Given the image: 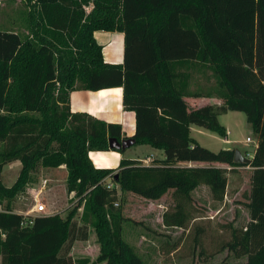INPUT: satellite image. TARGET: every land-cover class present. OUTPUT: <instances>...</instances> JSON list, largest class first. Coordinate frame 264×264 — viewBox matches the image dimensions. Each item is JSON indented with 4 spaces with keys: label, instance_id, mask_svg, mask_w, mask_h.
Segmentation results:
<instances>
[{
    "label": "trees",
    "instance_id": "obj_1",
    "mask_svg": "<svg viewBox=\"0 0 264 264\" xmlns=\"http://www.w3.org/2000/svg\"><path fill=\"white\" fill-rule=\"evenodd\" d=\"M29 1L33 43L0 31L1 263L75 264L69 254L75 242L87 241L88 225L73 222L72 214L27 222L12 212L37 168L65 166L67 193L88 196L101 244L98 260L105 264H144L122 239L116 186L153 201L172 190L174 207L162 215V223L182 229L204 218L192 204L195 189L208 187L211 207L217 209L227 196V174L249 168L248 222L232 230L223 247L245 257L242 264H264V0ZM95 31L123 33L122 65L104 63ZM193 70L210 73L214 83L208 90L188 92L187 72ZM112 88H122V105L134 113L135 145L161 150L164 160L145 166L121 159L116 169L94 166L89 153L112 151L108 140H122V129L71 113L69 95ZM11 94L21 114L15 118L5 114ZM185 98H217L223 104L189 110ZM228 112L243 113L256 139L248 165L234 163V150L214 153L189 136L195 126L227 141L218 117ZM13 162L21 170L8 188L2 171Z\"/></svg>",
    "mask_w": 264,
    "mask_h": 264
},
{
    "label": "rangeland",
    "instance_id": "obj_2",
    "mask_svg": "<svg viewBox=\"0 0 264 264\" xmlns=\"http://www.w3.org/2000/svg\"><path fill=\"white\" fill-rule=\"evenodd\" d=\"M89 12L91 4L84 6ZM33 4L29 0H0V31L17 33L21 40L33 43L30 14ZM14 74H16L14 70ZM197 85L208 90L214 83L209 72H206ZM221 105L223 101L220 102ZM8 118L20 116L18 102L12 94L6 109ZM34 118H40L33 115ZM220 124L230 134L232 144L227 145L217 134L204 131L202 136L192 133L201 147L217 153L221 150H238L245 158L251 159L255 151L256 139L246 123L243 113L228 112L220 116ZM250 139V142H247ZM5 145L0 142V162L4 157ZM148 146L133 145L123 153L124 159H144L149 154ZM214 165V164H213ZM21 170L19 162L5 165L2 171V184L11 187ZM231 170V168H230ZM68 171L65 166L59 168L39 167L31 175L25 191L18 195L13 203L12 212L28 217L27 222L38 216L59 215L66 218L72 214V221L79 226L88 225L87 241L73 244L70 257L75 264H105L99 261L101 244L97 232L92 226L94 215L90 212L88 196L76 197L67 193ZM249 168H236L227 174L228 189L225 204L211 211L212 201L206 194L201 195L198 212L203 219L189 222L185 228H167L162 223V212L159 207L128 191L117 190V201L114 205L122 216L121 236L123 241L142 260L144 264H242L245 257L238 258L226 247L231 241L232 230L243 229L248 222V211L245 207L249 193ZM165 195V194H164ZM167 203V202H165ZM43 205L45 213L38 215L35 207ZM174 206L168 205L172 211ZM3 239V236H0ZM0 264L1 258H0Z\"/></svg>",
    "mask_w": 264,
    "mask_h": 264
},
{
    "label": "crops",
    "instance_id": "obj_3",
    "mask_svg": "<svg viewBox=\"0 0 264 264\" xmlns=\"http://www.w3.org/2000/svg\"><path fill=\"white\" fill-rule=\"evenodd\" d=\"M93 37L96 43L102 48L103 61L110 65H122L123 64V52H124V35L121 32H107V31H95ZM190 74V81L188 85V92L195 93L201 92L203 88L197 85V81L202 79L203 73L197 70L187 72ZM122 88L103 89L96 92L75 90L69 95V106L70 111L73 114H87L94 119L102 121L106 124L118 125L122 129L123 139L133 138L135 132V117L134 113L126 111L122 105ZM185 102L188 105L189 110H196L206 105L220 106L222 100L217 98H185ZM220 116L218 117V121ZM224 127V126H223ZM225 128V127H224ZM226 129V128H225ZM204 129L190 126L189 136L195 142L198 143L197 137H192V133L197 136H202L205 133ZM227 131V129H226ZM209 132V131H208ZM230 134L227 131V141H224L227 145L232 144L230 140ZM199 144V143H198ZM255 144V149H256ZM148 146V145H140ZM149 154L144 156V159H129L137 160L148 166L150 163L155 161H161L165 159L164 153L161 150L154 149L150 146ZM254 149V150H255ZM229 150V149H228ZM233 150V149H231ZM254 152V151H253ZM125 153V152H124ZM89 159L92 161L96 168L101 169H116L119 162L123 158V155L117 152H99L89 153ZM101 161V166H97L94 159ZM101 158V159H100ZM208 163H178L177 167L180 168H224L230 170L229 167H224L218 164ZM206 194L208 201H212L209 188L206 186H200L195 189L191 194L192 204L195 207L203 206L201 203V195ZM227 200V197H225ZM225 200L222 206L225 204ZM167 202V203H165ZM154 207L161 209L162 215L168 211V205L174 206V200L172 199V190L168 191L160 199L151 201ZM218 209V208H217ZM210 211L212 210L209 209ZM216 210V209H214ZM199 219H193L191 222L198 221Z\"/></svg>",
    "mask_w": 264,
    "mask_h": 264
},
{
    "label": "water",
    "instance_id": "obj_4",
    "mask_svg": "<svg viewBox=\"0 0 264 264\" xmlns=\"http://www.w3.org/2000/svg\"><path fill=\"white\" fill-rule=\"evenodd\" d=\"M135 145V140L133 138L122 139L117 141L114 138L108 140V147L112 151H126L131 146ZM234 163L248 165L251 161L245 158L238 150H234Z\"/></svg>",
    "mask_w": 264,
    "mask_h": 264
},
{
    "label": "built area",
    "instance_id": "obj_5",
    "mask_svg": "<svg viewBox=\"0 0 264 264\" xmlns=\"http://www.w3.org/2000/svg\"><path fill=\"white\" fill-rule=\"evenodd\" d=\"M247 142H250V139H247ZM2 211H3V209L0 207V212H2ZM34 212L36 214H38V215H42V214H44L46 212L45 211V207L43 205H41L39 207L37 206V207L34 208Z\"/></svg>",
    "mask_w": 264,
    "mask_h": 264
},
{
    "label": "bare ground",
    "instance_id": "obj_6",
    "mask_svg": "<svg viewBox=\"0 0 264 264\" xmlns=\"http://www.w3.org/2000/svg\"><path fill=\"white\" fill-rule=\"evenodd\" d=\"M101 159V158H100ZM94 162H95V164L97 165V166H101L102 164H101V161H97V159L95 158L94 159Z\"/></svg>",
    "mask_w": 264,
    "mask_h": 264
}]
</instances>
